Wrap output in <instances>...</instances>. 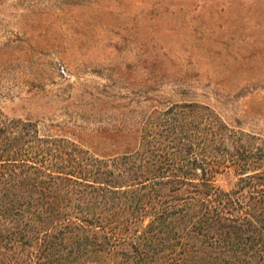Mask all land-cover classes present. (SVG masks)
<instances>
[{
	"label": "trees",
	"instance_id": "16d2710c",
	"mask_svg": "<svg viewBox=\"0 0 264 264\" xmlns=\"http://www.w3.org/2000/svg\"><path fill=\"white\" fill-rule=\"evenodd\" d=\"M133 132L103 160L0 120V264H264V149L195 103Z\"/></svg>",
	"mask_w": 264,
	"mask_h": 264
},
{
	"label": "rangeland",
	"instance_id": "374dc122",
	"mask_svg": "<svg viewBox=\"0 0 264 264\" xmlns=\"http://www.w3.org/2000/svg\"><path fill=\"white\" fill-rule=\"evenodd\" d=\"M174 103L264 149V0H0V120L104 160Z\"/></svg>",
	"mask_w": 264,
	"mask_h": 264
}]
</instances>
